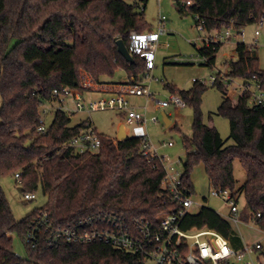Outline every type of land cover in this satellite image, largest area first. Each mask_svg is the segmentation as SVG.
I'll return each mask as SVG.
<instances>
[{
	"label": "trees",
	"instance_id": "trees-1",
	"mask_svg": "<svg viewBox=\"0 0 264 264\" xmlns=\"http://www.w3.org/2000/svg\"><path fill=\"white\" fill-rule=\"evenodd\" d=\"M172 1L181 14L199 16L208 30H241L264 16V0ZM148 2L0 0V175L19 171L22 181L17 184L22 192L41 188L48 199L44 206L16 220L0 185V264H141V254L114 248L105 240L50 243L45 235L35 248L26 243L28 256L22 259L13 250V233L25 239L42 211L60 226L97 214H114L136 227L137 219L157 222L175 207L162 186L163 163L143 154L142 135L115 142L99 132L97 152L75 154L68 142L89 118L72 125L74 113L61 108L54 111L46 131H38L40 108L52 102L55 89L85 91L81 72H88L99 83L113 78L119 69L126 72L130 83L142 78L146 59L135 50L131 33L149 30ZM118 39H123L133 62L119 52ZM222 45L197 49L207 59L203 65L214 67ZM235 50L237 60H231L226 75L258 82L264 90L257 45L240 41ZM213 86L222 93L217 114L229 120L228 139L203 120L201 104L207 85L196 81L189 90L166 85L194 109L192 134H182L186 149L183 183L193 195L191 173L203 164L212 186L238 191L234 161L240 160L247 175L241 219L264 230V108L249 103V92L229 97L228 84L221 78ZM181 225L184 229L208 227L235 248L244 246L231 224L209 206L186 214Z\"/></svg>",
	"mask_w": 264,
	"mask_h": 264
},
{
	"label": "built area",
	"instance_id": "built-area-1",
	"mask_svg": "<svg viewBox=\"0 0 264 264\" xmlns=\"http://www.w3.org/2000/svg\"><path fill=\"white\" fill-rule=\"evenodd\" d=\"M197 27L204 32L203 45L209 46L213 43L225 42L233 37H241L244 34V28L237 30L233 34V27L208 30L204 21L196 16ZM257 28L254 32L257 38L264 28V16L256 23ZM167 17L161 15L158 25L155 29H149L138 33L133 31L131 39L135 50L140 52L146 59L147 71L136 83L126 82L121 84L123 91L115 92L107 97L86 99L84 91L64 88L55 89L53 100L58 101L61 109L69 113L87 110L88 112L96 110H119L123 118L122 124L127 129L128 125L140 124L147 121L156 123L157 116L150 118L146 115V107L143 111L135 108L125 95L147 96L148 100L155 103L159 109H165L171 104L180 108L186 107L184 99L171 93L168 99H156L154 93L150 90L147 80L152 79V70L154 68L155 54L158 51L161 36L167 33ZM257 40V39H256ZM244 42V41H243ZM250 45H257L256 43ZM204 62L207 60L203 57ZM228 84V95L233 98L245 92L250 93V104L259 105L264 108V90L258 82L250 81L246 83L239 78H232L226 74L211 75L209 83L213 85L219 79ZM198 81L207 85L205 80ZM73 103L72 107L65 106L67 99ZM45 105V104H44ZM52 112V109L45 108L40 117L38 131L45 132L48 124L45 117ZM89 118V117H88ZM141 150L144 155L150 158H158L164 167V177L162 186L170 194L175 207L162 215L157 222L143 219L136 220V227H132L114 214H97L87 218L80 219L74 225L60 226L56 225L48 212L42 211L35 217L33 223L28 228L25 241L31 247L35 248L39 243L41 235L48 237L50 243L66 242H90L96 240H105L114 248L125 250L131 253H139L143 256L142 263L146 264L148 259H153L155 264H260L256 258L255 250L260 249V243L254 245L244 244L242 248H235L233 244L221 233L208 227L203 228H182V221L190 208L196 204L192 199V194L183 183V172L178 170L174 162L167 163L164 156H160L158 148L155 146L149 135H142ZM165 146L173 145L172 141L164 142ZM69 147L75 154L94 153L101 146V138L97 127L89 118L86 126L68 142ZM182 162V159H180ZM184 171V170H183ZM18 183L22 181L20 172L14 174ZM211 195L219 198L224 205L229 207L233 214L240 212L238 191L228 188L212 187ZM25 200L30 201L36 198L35 192H23ZM260 216V213H258ZM11 235V232L7 233ZM19 258H27L16 253ZM25 264H28L25 262Z\"/></svg>",
	"mask_w": 264,
	"mask_h": 264
},
{
	"label": "rangeland",
	"instance_id": "rangeland-1",
	"mask_svg": "<svg viewBox=\"0 0 264 264\" xmlns=\"http://www.w3.org/2000/svg\"><path fill=\"white\" fill-rule=\"evenodd\" d=\"M164 15L167 17V33L161 36L158 51L155 54V64L152 70V79L147 80L150 90L154 93L156 99H168L171 91L166 87L167 84L176 86L180 90H189L193 87V79L205 80L207 89L203 94L201 111L203 120L209 125H214L221 133L224 139H228L230 135V123L225 117L217 114L218 107L222 101V93L217 86L209 83V79L213 74H227L230 69L231 60H237L236 44L244 41L247 44L256 43L260 58V67L264 69V28L261 34L256 38L255 30L257 24H251L244 28V34L241 37H233L231 40L223 42L222 47L217 53L216 63L214 67L203 65V57L199 55L198 48L203 46L204 32L199 30L195 16L191 14L183 15L177 9L172 0H149L145 12V19L149 24V29H155L159 22V17ZM236 34L237 30H232ZM257 39V40H256ZM14 42H12L13 44ZM196 45V46H195ZM82 84L86 90H110L104 85H99L92 75L86 71L81 72ZM127 74L123 69H119L113 78H109L118 82H130L125 80ZM98 83V84H95ZM119 83L112 87V91H123L124 87ZM116 89V90H115ZM111 91V90H110ZM85 98L93 99L99 97H107V93L85 92ZM129 102L138 110L143 111L146 107V115L148 118L157 116L156 123L152 121L143 122L135 125H128L125 129L128 136L149 135L151 142L157 146L160 156H164L167 163L174 162V166L183 172V163L186 156V149L183 144L182 134L190 136L193 130L194 109L187 105L180 108L171 104L165 109H159L155 103L148 100L147 96L125 95ZM1 106V98H0ZM65 106L72 107L73 103L68 98ZM60 107L58 101L47 102L40 108V113L45 108L52 109L46 117V123L49 124L54 116V111ZM163 114L168 115L171 124L165 125ZM90 118L98 131L107 137L115 138V142L119 141L117 137V126L123 122V118L119 110H96L88 112L87 110L78 111L72 115L71 124H77L86 118ZM176 126V128L174 127ZM172 141L173 145L165 146L164 142ZM228 143H233L229 139ZM234 175L237 180V190L239 197V207L244 210L246 208V200L242 187L247 179L246 170L240 160L234 161ZM191 179L195 186V192L192 199L196 202L191 208V212H197L201 206L206 205L217 212L226 215L229 207L223 202L211 195L212 184L206 174L203 164L196 166L192 173ZM0 185L3 188L9 201L11 210L16 220H22L29 214L33 213L37 208L47 203V196L42 189H38L35 194L36 198L27 201L23 197V192L19 191L14 175H0ZM239 229L245 240L249 242L261 241L264 253V230L253 221L245 222L239 226ZM239 230L237 229V232ZM239 235V233H238ZM240 236V235H239ZM241 237V236H240ZM13 250L21 256H28L26 241L18 232L13 233ZM264 262V258H263ZM146 264H155L153 259H148Z\"/></svg>",
	"mask_w": 264,
	"mask_h": 264
},
{
	"label": "crops",
	"instance_id": "crops-1",
	"mask_svg": "<svg viewBox=\"0 0 264 264\" xmlns=\"http://www.w3.org/2000/svg\"><path fill=\"white\" fill-rule=\"evenodd\" d=\"M125 80L128 81V77ZM119 83H126V82H123V81L118 82V81L106 78V79L102 80V83H100L99 85H104V86H106V88L108 87L107 89L110 88L111 91L110 90H107V91H103V90H86V91H84V94H85V92H87V93L92 92V93H102V94L103 93H107V94L111 95V94L115 93L114 91H112L113 89H111V88L112 87L116 88L115 85H117ZM95 84H98V83H95ZM121 124H122V122L119 123L118 126H117V136H118L119 127H120ZM241 212H242V209L240 208V212L238 214H233V213L230 212V210L228 211V213L226 215L221 214V213L220 214L231 224V226L234 228V230L236 232H237V229L239 230L237 233H239V235L241 236L244 244H248V245H254L256 243H260L261 244L262 247L260 249H256L255 250V254H256V258L260 262V264H264V262H263L264 253H263V244H262V242L261 241H256V242H252L251 243V242L245 240L243 235H242V233H241V231H240V229H239V226L241 224L245 223V221H243L241 219V215H242Z\"/></svg>",
	"mask_w": 264,
	"mask_h": 264
},
{
	"label": "water",
	"instance_id": "water-1",
	"mask_svg": "<svg viewBox=\"0 0 264 264\" xmlns=\"http://www.w3.org/2000/svg\"><path fill=\"white\" fill-rule=\"evenodd\" d=\"M117 45H118L119 52L126 58V60L129 61V62H133V57H132L130 51L128 50L126 44L124 43L123 39H118L117 40ZM163 120H164V123H165L166 126H168L172 122L170 120V118L168 117V115H166V114H163ZM127 137H128V135H127V133H126V131L124 129V125L121 124L120 127H119L117 138H118V140L121 141V140L127 139ZM18 189H19V191L23 190L22 187H19Z\"/></svg>",
	"mask_w": 264,
	"mask_h": 264
}]
</instances>
